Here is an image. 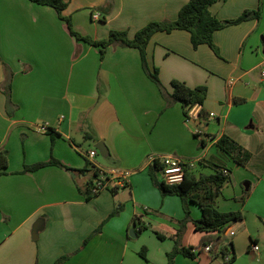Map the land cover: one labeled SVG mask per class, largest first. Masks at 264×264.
Listing matches in <instances>:
<instances>
[{
	"label": "crops",
	"instance_id": "1",
	"mask_svg": "<svg viewBox=\"0 0 264 264\" xmlns=\"http://www.w3.org/2000/svg\"><path fill=\"white\" fill-rule=\"evenodd\" d=\"M65 1L63 15L75 30L103 39L111 30L132 38L150 22L173 21L188 0ZM209 10L220 21L245 11L255 16L216 30L215 50L194 48L182 29L157 31L146 47L147 66L166 91L173 79L207 88L187 120L179 103L166 105L138 49L108 46L101 58L99 47L69 33L54 8L0 0V150L8 152L0 176V264H55L63 256L61 264H168L177 241L201 247L205 233L193 224L199 206L191 203L185 219L181 199L162 195L149 175L163 154L194 162L195 176L223 162L229 180L213 204L243 215L226 226L215 255L177 254L174 264H264V0H217ZM5 66L12 73L8 109ZM223 134L251 153L245 166L219 152ZM51 157L71 169L20 172ZM95 168L129 171L128 182L87 198ZM139 225L146 229L137 233ZM148 231L156 239L144 237Z\"/></svg>",
	"mask_w": 264,
	"mask_h": 264
},
{
	"label": "trees",
	"instance_id": "2",
	"mask_svg": "<svg viewBox=\"0 0 264 264\" xmlns=\"http://www.w3.org/2000/svg\"><path fill=\"white\" fill-rule=\"evenodd\" d=\"M40 5L50 6L55 9L60 19H62L69 31V33L76 39L84 41L92 46L99 47L100 57L102 58L108 46H124L133 47L139 50L141 56L142 67L147 76L156 84L159 91L166 101V105L170 106L174 103H179L182 108L183 115L189 119V111L196 105H202L206 97L207 88L205 86L189 87L184 82L173 79L170 82L171 91H166L162 85L157 70L151 71L146 62V47L151 36L157 31L170 32L175 29L186 30L190 34L191 44L194 48L200 44H207L215 50L213 42V33L229 24H236L246 20L255 13L252 11H245L240 17L233 21H220L213 16L209 7L217 0H188L179 10L177 18L173 21L163 20L154 21L145 25L138 30L135 35L130 38L125 30H111L103 39H93L88 35H84L75 30L71 18L63 15V10L67 3L65 0H30ZM5 80L1 89L7 98V109L11 105L10 90L12 73L8 67L5 66ZM198 137L197 134H195ZM203 145V141H200ZM219 152L226 157L232 159L237 165L245 166L250 158L251 153L235 141L230 136L223 134L215 142ZM47 165H56L62 168H68L61 161L51 157L48 161H39L34 164H24L20 172L35 171ZM8 167V152L0 150V176L5 173ZM211 168L213 172L210 174H200L195 176L187 167H185L184 180L176 185H167L164 182L157 180L155 172L158 171V162L154 160L149 168L150 177L159 189L162 195H176L181 199L183 210L185 212V219H190L189 206L191 203H196L200 209V217L193 220L195 230L204 232L205 234L200 239V246L211 244L210 252L215 255L219 250V246L224 243V231L231 222L243 219L240 211L222 212L218 210L214 204V198L220 194L221 188L229 180L228 169L221 161H212ZM227 170V174L223 170ZM81 171H84L81 170ZM96 171V170H95ZM94 172V176H95ZM93 181L88 183L87 198L91 197V185ZM113 190V189H112ZM247 193L244 192L240 200L244 202ZM89 196V197H88ZM146 226L139 225L137 233L145 230ZM159 235V234H158ZM88 237L85 242L89 239ZM225 249H229L225 246ZM192 248H184L175 243L172 251L167 254L168 264H174V257L177 254H182L191 258L195 257ZM221 250V249H220ZM67 256L59 258L55 264H61L67 259ZM235 259L232 255L226 263H230Z\"/></svg>",
	"mask_w": 264,
	"mask_h": 264
},
{
	"label": "built area",
	"instance_id": "3",
	"mask_svg": "<svg viewBox=\"0 0 264 264\" xmlns=\"http://www.w3.org/2000/svg\"><path fill=\"white\" fill-rule=\"evenodd\" d=\"M99 14L94 12L92 14V19H98ZM261 75L264 76V70L261 72ZM198 106V105H196ZM195 106V107H196ZM191 112V110L189 111ZM212 115V113H211ZM189 120V119H187ZM43 128H45L43 126ZM96 155V150L92 149L88 151L87 156L92 158ZM154 160L158 162V172H159V180L164 182L167 185H176L181 183L184 180L185 167L190 169L194 162L183 160L182 158L170 155L163 154L156 157ZM95 176L91 185L90 193L92 195H97L101 191L105 189H115L117 187L124 186L128 182V178L130 175L129 171L126 170H118V169H102L95 168ZM225 174H227V170H223ZM211 244L201 246L198 248H193L191 251L195 254H199L200 252L210 253ZM253 251L258 250V246L252 245ZM225 261H228L229 258L224 257Z\"/></svg>",
	"mask_w": 264,
	"mask_h": 264
},
{
	"label": "rangeland",
	"instance_id": "4",
	"mask_svg": "<svg viewBox=\"0 0 264 264\" xmlns=\"http://www.w3.org/2000/svg\"><path fill=\"white\" fill-rule=\"evenodd\" d=\"M161 95H162V94H161ZM197 144H198L199 147L202 148V146L200 145V142H199L198 140H197ZM155 174H156V178H157V180H159V172L156 171ZM149 175H150V174H149ZM190 210H191V208H190ZM144 235H145L144 237H146L147 239H148V236H150V235H152L153 238L156 239V237H155L152 233H150L149 231L146 232V234H144ZM251 263H252V262H251ZM238 264H240V262H238ZM242 264H246V263H242ZM252 264H258V263H255V261H254Z\"/></svg>",
	"mask_w": 264,
	"mask_h": 264
},
{
	"label": "water",
	"instance_id": "5",
	"mask_svg": "<svg viewBox=\"0 0 264 264\" xmlns=\"http://www.w3.org/2000/svg\"><path fill=\"white\" fill-rule=\"evenodd\" d=\"M96 147L98 148L99 152L103 155L104 153H103V150H102L101 146L100 145H97ZM130 234H131V232H130Z\"/></svg>",
	"mask_w": 264,
	"mask_h": 264
}]
</instances>
